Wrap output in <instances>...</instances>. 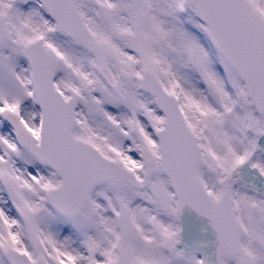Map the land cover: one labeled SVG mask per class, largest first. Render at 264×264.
Instances as JSON below:
<instances>
[{
	"label": "snow or ice",
	"instance_id": "snow-or-ice-1",
	"mask_svg": "<svg viewBox=\"0 0 264 264\" xmlns=\"http://www.w3.org/2000/svg\"><path fill=\"white\" fill-rule=\"evenodd\" d=\"M0 264H264V0H0Z\"/></svg>",
	"mask_w": 264,
	"mask_h": 264
}]
</instances>
